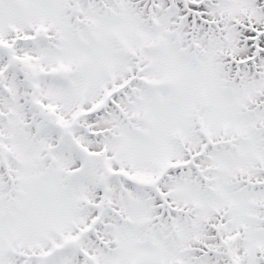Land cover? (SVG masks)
Instances as JSON below:
<instances>
[{
  "label": "snow or ice",
  "instance_id": "obj_1",
  "mask_svg": "<svg viewBox=\"0 0 264 264\" xmlns=\"http://www.w3.org/2000/svg\"><path fill=\"white\" fill-rule=\"evenodd\" d=\"M0 264H264V0H0Z\"/></svg>",
  "mask_w": 264,
  "mask_h": 264
}]
</instances>
